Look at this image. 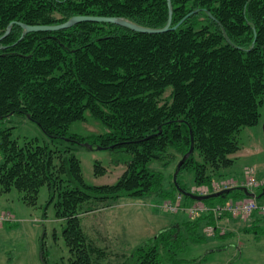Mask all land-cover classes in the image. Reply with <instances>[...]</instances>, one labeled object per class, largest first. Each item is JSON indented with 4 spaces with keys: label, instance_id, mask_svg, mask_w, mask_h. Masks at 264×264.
Masks as SVG:
<instances>
[{
    "label": "trees",
    "instance_id": "obj_1",
    "mask_svg": "<svg viewBox=\"0 0 264 264\" xmlns=\"http://www.w3.org/2000/svg\"><path fill=\"white\" fill-rule=\"evenodd\" d=\"M171 3V26L181 24L162 33L83 21L30 32L19 40L23 28L18 22L56 25L78 15L123 17L163 28L169 20L168 0H0V36L17 22L0 41V193L15 188L35 204L46 185L50 202L57 196L56 217L65 221L70 256L68 263L62 259L56 264H109L100 261L105 250L82 228L83 211L122 197L188 191L179 177L184 170L194 174L196 185H209L222 168L233 164L229 156L240 148L241 129L259 123L264 104V0ZM168 88L171 101L162 103ZM86 111L108 131L71 134V124L85 119ZM13 115L28 117L64 146L18 141L13 127L4 125ZM192 141L194 151L180 167L178 186L172 180L166 188L165 174L150 170L149 162L162 160L167 167L176 155L180 161ZM85 142L119 151L118 163L126 169L115 184L85 181L74 148ZM96 168L104 170L99 163ZM242 198L246 195L235 187L204 201ZM185 199L194 200L186 194ZM87 202L93 203L90 209ZM210 222L213 219L204 216L172 224L150 243L137 246L121 264H193L197 259L180 255L188 243L206 239L201 230ZM42 257L48 264L44 243Z\"/></svg>",
    "mask_w": 264,
    "mask_h": 264
},
{
    "label": "rangeland",
    "instance_id": "obj_2",
    "mask_svg": "<svg viewBox=\"0 0 264 264\" xmlns=\"http://www.w3.org/2000/svg\"><path fill=\"white\" fill-rule=\"evenodd\" d=\"M170 94L171 88H168L162 95L161 102L171 101ZM260 112L259 123L255 126L243 127L237 135L240 148L236 153L229 156L233 159V164L230 167L222 168L219 175L215 176L212 181L223 180L228 182L230 186L238 187L246 182L248 168H253L259 183L261 185L264 183V104L260 108ZM4 125L13 127V137L17 138L20 142H23L25 139H35L38 144L49 145L54 149L64 146V142L49 138L41 127L28 117L13 115L4 122ZM107 131V127L89 111L85 112V119L72 123L69 130L71 134L81 136L97 135ZM74 148L77 157L81 161L84 179L90 185L115 184L126 169L125 164L118 163V160L121 158L118 150L98 148L97 146L89 148L84 144L75 145ZM176 156L177 160L167 167L163 164L162 160H151L148 164L150 170L162 171L165 174L164 185L166 188H170L173 180L171 174L175 172L176 165L181 158L180 155ZM196 157L202 160L198 152H196ZM58 162H60V159ZM96 163H99L104 170L97 172ZM179 177L189 192L198 188L192 172L184 170ZM251 190H254L258 194L263 191V189L261 190V188L257 187ZM175 196V194L167 197L152 195L142 199L122 197L118 200L122 202L123 206L116 207L115 210L105 211V208H109L110 205H113L117 201L108 206H103L104 204L97 202L96 207H93L94 209L83 211L80 216L81 225L84 226L82 228L87 236L89 232L87 225L88 217L95 210L102 212L99 213L100 215L106 214V218L103 219V225L106 224V221L109 222V227L107 226L110 232L109 235L113 232V228H121L125 231L126 240H118L117 242L110 239L100 241V239H91L88 236L94 244L105 250V255L100 258V261L109 264H121L127 261L136 246L150 243L161 230V227L155 231V236L153 233L148 234L150 229L154 230L156 228L155 225L157 224L154 223L149 226L150 224H147V217L150 219L154 215L155 218H158L163 224L166 223L168 226L169 224H181L185 220L190 219L184 212L172 215V213L157 206L166 199L176 200ZM57 199L56 196L54 202H50V191L46 185L40 189L35 204L26 202L23 199V194L15 188L9 192L0 193V210L15 218V222L13 223L0 225V264H45L42 257V243H44L48 264L60 263L63 260L64 263L69 262V249L63 236L65 221L56 217L55 203ZM132 200L142 202L144 205L128 204ZM259 201H264V196ZM89 204L93 203L87 202V208H89ZM139 206V209L153 211L151 214L146 212V216L141 215L137 213ZM171 216L174 217L172 218ZM248 218L241 217L236 219V226L233 229L235 230L234 236L212 243H210V240L198 243L190 242L180 256L185 259H199L201 256L207 255V260L214 264H222L226 257H229L231 261L229 264H264V223L255 226L245 222ZM82 219H84V224ZM207 224L202 227V233ZM166 225L162 226V229ZM244 226H248V228L246 229ZM181 228L186 232L183 224ZM134 229H141V233H138V230L135 231ZM224 229L227 231L229 228L227 229L225 226ZM145 234L147 236L150 235V238H143ZM99 235L101 237L104 236L103 232L99 233ZM204 235L206 236V234ZM215 245L220 247V251L211 253L209 249Z\"/></svg>",
    "mask_w": 264,
    "mask_h": 264
},
{
    "label": "built area",
    "instance_id": "obj_3",
    "mask_svg": "<svg viewBox=\"0 0 264 264\" xmlns=\"http://www.w3.org/2000/svg\"><path fill=\"white\" fill-rule=\"evenodd\" d=\"M256 177L255 170L248 168L246 182L240 186L247 187L250 190L259 187L261 184ZM232 187L228 182L223 180H214L209 185L199 186L193 192L199 195H207ZM175 197L176 200L166 199L157 206L172 214L184 212L191 219L209 216V218L213 219V222L208 223L204 227V233L208 236H213L217 229L224 231V228L219 225V221L222 219L252 217L254 214L264 216V201H259L256 198H243L208 204L203 201L185 203L182 194H177ZM13 222H15L13 216L0 210V225Z\"/></svg>",
    "mask_w": 264,
    "mask_h": 264
},
{
    "label": "water",
    "instance_id": "obj_4",
    "mask_svg": "<svg viewBox=\"0 0 264 264\" xmlns=\"http://www.w3.org/2000/svg\"><path fill=\"white\" fill-rule=\"evenodd\" d=\"M168 6H169V20L163 28H149V27L141 26V25H138L135 22H132V21H130L126 18H123V17L78 15V16H74V17L70 18L66 22H63L61 24H56V25H28V24H25L22 22H18V24H20V26L23 28V33H22L21 37L19 38V40H21L27 33H30V32L60 30V29H64V28H69V27H71L77 23L83 22V21L114 23V24H118L120 26L129 28V29H131L133 31H137V32L162 33V32H166V31L171 30V29H176L181 24V22H180L175 26H171L172 25V13H173L171 0H168ZM14 23H17V22L13 21L8 25L4 34L0 36V41L10 34V32L12 30V26ZM263 128H264V126H263ZM83 144L88 146L89 148H93V145L88 143V142H85ZM97 147L98 148H104L102 146H97ZM193 151H194V144L192 141L190 150L178 162L176 170L174 172L173 180L177 186H178L177 176L179 174L180 167L189 158V156L193 153ZM240 189L244 192V194L247 197H250V198H261L264 194V189H263L262 193H260V194H258L257 192L250 191L247 187H241ZM231 190L232 189L229 188V189H225V190H222V191H219L216 193H212L209 195H195L189 191L179 189L180 192H182V193H184V194H186V195H188L191 198L196 199V200H205V199H208L210 197L220 196L221 194L231 192Z\"/></svg>",
    "mask_w": 264,
    "mask_h": 264
},
{
    "label": "crops",
    "instance_id": "obj_5",
    "mask_svg": "<svg viewBox=\"0 0 264 264\" xmlns=\"http://www.w3.org/2000/svg\"><path fill=\"white\" fill-rule=\"evenodd\" d=\"M120 200H117V202L116 203H114L113 205H110L109 206V208L108 207H106L105 208V211H111V210H115V208L116 207H121V206H123L122 205V202H119ZM117 203H119V204H117ZM128 204H131V205H144L142 202H135L134 200H132V201H130V202H128ZM140 208V206L138 207V211H137V213H139V214H141V215H144V216H146L145 214H146V212L147 213H150L151 214V212L153 211V210H149V209H146V210H143L142 208L141 209H139ZM152 209V208H151ZM101 211H102V209H101ZM92 213L93 214H90L89 215V217H88V227H89V232H88V236L91 238V239H96L97 238V240H99L100 239V241H104V240H106L107 241V239H110V240H115L116 242L118 241V240H126L125 239V231L124 230H122L121 228H119V229H114L113 228V234L111 233L110 235H109V230H108V228H107V226L109 225V222L108 221H106V224L105 225H103L104 223H103V219H105L106 218V214L104 215V214H99V213H102V212H99V210H95V211H92ZM99 214V215H98ZM150 214H148L149 216H150ZM103 217V218H102ZM172 218L174 217V216H171ZM147 219V224L149 223L150 225L149 226H151V224H154V223H156L157 225H155L156 226V228L154 229V230H151L150 229V232L148 233V234H152L153 233V235H154V233H155V231H157L160 227H161V230H163V229H165V228H167V227H169L170 226V224H169V226L168 225H166V223L165 224H163L162 223V221H160L158 218H155L154 217V215H152L151 217H150V219H149V217H147L146 218ZM236 219L237 218H229V220L228 219H222V220H220L219 221V225L222 227V228H224L225 226H226V228L228 229L227 231L225 230V232L224 231H218L217 233H216V235L215 236H206V239L204 240L205 242H207L208 240H210L211 242L210 243H212V242H214V241H219V240H221V239H227V238H230V237H232V236H234V231L235 230H233L234 228H235V226H236ZM83 220L84 219H82V222H83ZM87 220V219H86ZM243 221H245V220H243ZM246 223H251V224H253V225H258V224H262V223H264V217H259V216H254V217H252V218H249L247 221H245ZM162 223V224H161ZM83 224H84V222H83ZM164 225H166V227L165 228H163L162 229V226H164ZM83 226V225H82ZM109 227V226H108ZM246 229L248 228V226L246 227V226H244ZM83 228H84V226H83ZM135 231L136 230H138V229H134ZM141 229H139L137 232L138 233H141V231H140ZM160 230V231H161ZM159 231V232H160ZM101 232H103V237H101L100 235H99V233H101ZM158 232V233H159ZM157 233V234H158ZM156 234V235H157ZM152 235V236H153ZM147 235L145 234L144 235V237L143 238H145V239H148V238H150V235L149 236H147ZM155 236V235H154ZM123 237V238H122ZM113 244H115V243H113ZM112 244V245H113ZM112 245H108V246H112ZM137 247V246H136ZM220 247H218V245H215L214 247H212L211 249H209L210 250V252L212 253V252H217V251H220V249H219ZM111 249V248H110ZM223 249V248H222ZM207 255L205 256V255H203V256H201L199 259H197V262H195V263H193V264H214V263H211V262H209V260H207ZM225 257V256H224ZM223 257V258H224ZM187 259V258H186ZM187 260H195V259H187ZM218 260V259H217ZM231 261H230V259H229V257H226V259L222 262V264H229ZM218 264V263H217Z\"/></svg>",
    "mask_w": 264,
    "mask_h": 264
}]
</instances>
